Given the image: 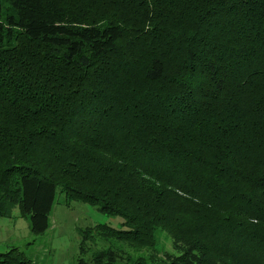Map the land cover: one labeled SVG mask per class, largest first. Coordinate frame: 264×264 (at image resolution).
<instances>
[{
  "label": "trees",
  "instance_id": "obj_1",
  "mask_svg": "<svg viewBox=\"0 0 264 264\" xmlns=\"http://www.w3.org/2000/svg\"><path fill=\"white\" fill-rule=\"evenodd\" d=\"M57 195L122 220L80 256L264 264V0H0V218L41 236Z\"/></svg>",
  "mask_w": 264,
  "mask_h": 264
},
{
  "label": "rangeland",
  "instance_id": "obj_2",
  "mask_svg": "<svg viewBox=\"0 0 264 264\" xmlns=\"http://www.w3.org/2000/svg\"><path fill=\"white\" fill-rule=\"evenodd\" d=\"M22 6V12L21 5L19 7L21 16H29L34 7ZM11 213L10 218H0V254L16 249L23 252L32 264H78L79 261L81 264H91V259L99 252L97 259L104 260L101 264L105 261L108 264H170L182 254L186 264H190L191 251L187 244L177 243L161 231L155 232V246L152 249H128L108 237L105 241L101 239L95 249L87 254L78 255L79 243L86 234L99 241L94 231L87 229L96 225L119 229L122 220L108 217L92 206L67 204L60 195H57L49 218V230L41 236L32 235L29 221L21 216L18 208ZM94 246L92 243L91 247Z\"/></svg>",
  "mask_w": 264,
  "mask_h": 264
}]
</instances>
